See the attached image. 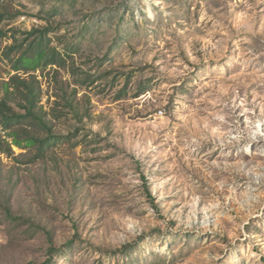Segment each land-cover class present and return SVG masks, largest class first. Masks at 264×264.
<instances>
[{"label":"rangeland","instance_id":"374dc122","mask_svg":"<svg viewBox=\"0 0 264 264\" xmlns=\"http://www.w3.org/2000/svg\"><path fill=\"white\" fill-rule=\"evenodd\" d=\"M3 4L0 100L11 37L61 60L18 72L59 138L0 151V264H264V0Z\"/></svg>","mask_w":264,"mask_h":264},{"label":"trees","instance_id":"16d2710c","mask_svg":"<svg viewBox=\"0 0 264 264\" xmlns=\"http://www.w3.org/2000/svg\"><path fill=\"white\" fill-rule=\"evenodd\" d=\"M10 16L7 9L0 0V25ZM37 32L38 38L31 42L25 50H21L23 43L16 37H11L12 43L7 47L6 52L12 53L18 51L17 58L12 60V69L16 72L9 81L2 83V98L0 100V127L8 131L7 136L11 138V143L5 141L4 145L0 144V151L6 154H12L11 145L18 148H36V157L43 156L46 147L57 140L59 136L53 133L51 120L47 119V113L43 112L42 107H38L39 94L34 87L35 77L30 75L29 78H22L18 75L20 71H32L40 66L57 65L60 55L53 48L43 44L45 31H32L29 35ZM7 33L0 29V40L5 38ZM20 50V51H19ZM7 53V54H8ZM8 58V55L6 56ZM15 97L17 103L11 105V98ZM60 100L63 102V108L71 117L81 122L84 113L73 103L72 97H68L62 92ZM17 108V109H16ZM39 133L45 135L41 137ZM5 212L8 217H12L10 209L5 206ZM49 257L40 264H52V255L60 252L49 241ZM72 244L68 241L66 246ZM133 243L124 244L119 249L109 251L110 254H125L132 248Z\"/></svg>","mask_w":264,"mask_h":264},{"label":"built area","instance_id":"2783aa9c","mask_svg":"<svg viewBox=\"0 0 264 264\" xmlns=\"http://www.w3.org/2000/svg\"><path fill=\"white\" fill-rule=\"evenodd\" d=\"M158 113H159V114H162V112H161V111H159Z\"/></svg>","mask_w":264,"mask_h":264}]
</instances>
